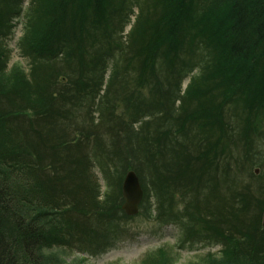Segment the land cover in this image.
I'll list each match as a JSON object with an SVG mask.
<instances>
[{"label": "trees", "instance_id": "16d2710c", "mask_svg": "<svg viewBox=\"0 0 264 264\" xmlns=\"http://www.w3.org/2000/svg\"><path fill=\"white\" fill-rule=\"evenodd\" d=\"M24 2L0 0V264H53L44 249L99 253L118 236L121 216L113 213L121 207L116 197L108 216L100 212L89 136L68 134L78 126L70 95L95 101L109 71L98 108L105 98L113 101L106 129L119 127L131 144L137 140L135 150L145 158L136 167L143 202L150 171L163 216L157 220L183 225L185 241L221 245L223 264H264V200L254 201L250 179L230 174L238 136L249 143L246 162L235 167L264 170V148L249 141L264 121V0H29L25 9ZM21 17L19 48L29 74L8 69L5 41ZM195 70L180 96L182 79ZM120 103L129 120L116 115ZM163 105L171 117L178 113L181 133L171 139L165 131L167 144L159 136L166 129L156 122ZM101 131L93 151L124 168L122 152L110 151Z\"/></svg>", "mask_w": 264, "mask_h": 264}, {"label": "rangeland", "instance_id": "374dc122", "mask_svg": "<svg viewBox=\"0 0 264 264\" xmlns=\"http://www.w3.org/2000/svg\"><path fill=\"white\" fill-rule=\"evenodd\" d=\"M28 5L29 0H25L23 5L24 9L27 8ZM137 14L138 9L134 8L132 22L124 32L125 36H128V34L130 33L131 28L135 23ZM24 20V17L15 19V27L13 29V32L9 37L6 38L5 43L10 51L8 69L12 70L13 68L16 69V67H20L29 74L32 71L31 67H29V65L27 64V60L22 56L19 48V41L24 35ZM108 66L111 68L112 64ZM162 71H159V74H162V76H164L163 82L165 83L166 87V70H164L163 72ZM197 72L198 70H195L191 73V75L182 79V82L178 89L180 96L184 95L185 91L188 88V85L192 80V75L197 74ZM110 74L111 72L109 71L105 77L106 80L104 86L102 87V91H98V95L96 96L95 101H91V99L84 96L82 92L75 95H70L69 106L74 111L75 116H73L72 123H78V126H75V128L78 130H76L75 128L73 129L72 127V129L68 131V134H70L73 138L75 137L77 140H79V138L81 137L84 138L86 135L89 136L88 150L90 151V153H94L92 155H89L91 158V173L100 191V198L98 200L102 201L101 208L103 210L100 212L105 216H108L115 207L116 197H118V205H120L121 210L124 212L123 215L121 213V210H118L119 208H115L113 213L114 217H118L119 215L121 216L116 221L118 236L112 237L109 240L107 249L99 253H92L90 252L91 250H88L87 248H85V250H82L76 246L73 248L50 247L44 249V253L53 258V264H150V262H153L154 259H156L154 260V263L157 261L158 263L161 262L160 264H223L224 260L219 253L222 250L221 245H211L209 243H206V241H196L194 243L185 241V227L183 225L178 223L160 222L157 220L158 218L163 216L159 215L157 195L154 191V186L150 181L151 178L149 176V165L147 168L149 174L147 173V171L145 172V174L147 173L146 182L149 187L150 193V197L148 199L149 201L143 202V199L140 205V211L136 215H129L123 210V205L125 203L122 190L124 178L130 170H134L137 173L136 167L142 165L141 163H145V158L143 155H140L141 152L135 150L138 147L137 140H135L134 144H131L128 141L129 139L126 138L124 131L119 127H117V129H115L114 131L106 129V123H110L109 120L110 118H112L110 117L109 112L113 110L107 109L106 106L110 105L112 107L111 103L113 101H111V103H108L105 98V107L100 110L98 106H100L99 104L103 100ZM142 90L143 95H145L146 97L151 96V94L149 93L150 91L147 88ZM113 92L114 91L109 92V98L113 96ZM179 99L180 98H178V100L174 102L177 106H179L181 103ZM114 110L116 112V115H125L126 112L125 105L122 103H120L117 109ZM170 114V108L163 105L159 111L158 118L156 119V122H158L159 125H162V128L166 129L163 130L162 134L159 135L161 136L165 144L168 143L164 139L165 131L168 132L171 139L175 136L181 137V133H179L180 128L178 127L179 121H176L178 119V113H175V117H171ZM226 114L230 117L231 113L226 110ZM232 115L233 114H231V116ZM125 118L129 120L128 115H125ZM92 122H94V125L99 126L98 130H93L91 128L93 126ZM103 123L105 124L104 127L102 126ZM156 125L157 124H155L154 127H156ZM136 127L139 128L140 123H138ZM96 131H101V135L103 136L105 141H109L111 147L110 151H112L114 154H117L118 151L122 152V155L124 156V168H122V166L117 167V162L115 163L113 161V158L110 160L108 157H101V150L99 148H95V151H93L94 138H96L97 136ZM167 137L170 138L169 136ZM238 138L240 139V142L238 144L236 143L237 145L235 144L233 147H235L234 152H236V157L238 156L239 158L237 157L232 161L231 164L233 166V169L230 174L232 175L231 177L237 176L239 181L240 178L243 180L244 178L246 180L250 179L252 181L251 183L256 190L254 201L257 203L261 198L262 200H264V170L262 171L261 167L250 168L248 165L245 167H240L239 169L235 167L237 163L242 166V164L246 160V157L244 156V142L249 143L246 137L238 136L235 139L238 141ZM249 141H253L255 144H258L260 148H264V121L258 125L257 133L252 134L251 138L249 137ZM238 145L239 147L236 151V146ZM227 157H231V155L229 154ZM160 159L161 157L159 155L156 164L159 163ZM252 173L254 176L252 175ZM244 183H247V181ZM258 186L261 187L262 190H260L259 188L257 189L256 187ZM222 190H226V188L222 186ZM178 194L180 193H177V195ZM177 197L178 199H180L179 196ZM113 199L115 202L113 201ZM255 202L254 204H256ZM257 212L258 211L255 208L250 210V213L253 215ZM263 214L264 210L262 211V223ZM253 215H249L248 218L251 219ZM96 224V222L92 224V227L94 226V228H96ZM160 248H162L164 252L158 254V250ZM208 253H211L213 256H208ZM145 260L147 262H145Z\"/></svg>", "mask_w": 264, "mask_h": 264}, {"label": "water", "instance_id": "95a60500", "mask_svg": "<svg viewBox=\"0 0 264 264\" xmlns=\"http://www.w3.org/2000/svg\"><path fill=\"white\" fill-rule=\"evenodd\" d=\"M122 190L125 200L123 210L129 215H136L140 211V205L144 199V190L142 188L140 178L134 170H130L126 174L123 181Z\"/></svg>", "mask_w": 264, "mask_h": 264}]
</instances>
